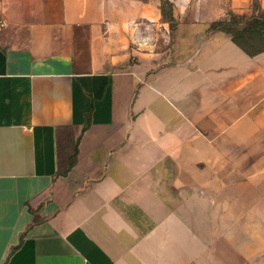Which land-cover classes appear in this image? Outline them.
Masks as SVG:
<instances>
[{"label":"crops","instance_id":"crops-1","mask_svg":"<svg viewBox=\"0 0 264 264\" xmlns=\"http://www.w3.org/2000/svg\"><path fill=\"white\" fill-rule=\"evenodd\" d=\"M171 1L0 0V264L264 251V46L213 27L264 0Z\"/></svg>","mask_w":264,"mask_h":264},{"label":"trees","instance_id":"trees-1","mask_svg":"<svg viewBox=\"0 0 264 264\" xmlns=\"http://www.w3.org/2000/svg\"><path fill=\"white\" fill-rule=\"evenodd\" d=\"M163 19L170 24L172 30L175 28L176 19L173 13V7L171 18L169 20H166L163 16ZM238 20H240V18H237L236 16H231L229 20L217 22L213 25V27L232 33L234 40L247 50H260L261 47H257L256 43L253 42L261 40L262 42H264V18L253 17L243 28L238 27Z\"/></svg>","mask_w":264,"mask_h":264},{"label":"rangeland","instance_id":"rangeland-1","mask_svg":"<svg viewBox=\"0 0 264 264\" xmlns=\"http://www.w3.org/2000/svg\"><path fill=\"white\" fill-rule=\"evenodd\" d=\"M161 1V9L163 10V16L166 20H169L172 16V7L173 2L171 0H160ZM254 9L255 11H260L258 8L257 0H254ZM253 17H262L264 18V12H260L258 15H254ZM248 24V21L242 22L241 20H238V27L243 28L245 25ZM253 43H256L257 47H261L264 45V42L261 41H254ZM249 227L252 229V235L254 237L253 240H256L258 236L264 237V216L263 215H253L251 218H249ZM255 243V242H253ZM240 245H242L241 242H239ZM244 264H264V251L260 253L255 258H251L249 261H246Z\"/></svg>","mask_w":264,"mask_h":264},{"label":"built area","instance_id":"built-area-1","mask_svg":"<svg viewBox=\"0 0 264 264\" xmlns=\"http://www.w3.org/2000/svg\"><path fill=\"white\" fill-rule=\"evenodd\" d=\"M143 28V33H149V34H154L156 36L157 33H161V27L153 22L145 23V24H140ZM7 27V21L6 18L4 17L3 12L0 10V36L3 33V31ZM163 33V32H162ZM168 36H170V33H167ZM147 42V38H144Z\"/></svg>","mask_w":264,"mask_h":264}]
</instances>
